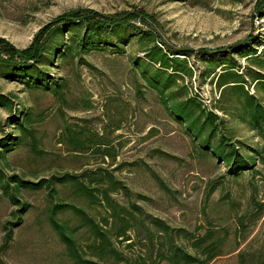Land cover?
Instances as JSON below:
<instances>
[{"label": "rangeland", "instance_id": "374dc122", "mask_svg": "<svg viewBox=\"0 0 264 264\" xmlns=\"http://www.w3.org/2000/svg\"><path fill=\"white\" fill-rule=\"evenodd\" d=\"M256 2L0 0V36L19 48L29 46L45 24L71 9L144 10L153 16L151 24L160 38L176 48L192 49L187 60L193 70L192 76L160 92L148 77L168 75L170 70L145 60L137 28L145 25L139 20L105 31L104 37L112 41L108 46L81 54L74 50L81 31L61 29L49 43L47 58L26 77L0 63V94L15 103L12 111L0 107V138L12 135L20 142L6 160L0 157V168L7 176L32 181L76 175L96 193L110 189V195L130 210L139 207L143 219L131 221L138 223V231H130L132 240L117 243L132 258L146 252L145 225L157 230L149 224L152 221L169 225L176 243L191 253L196 252L190 246L194 239L206 237L222 242V259L240 252L250 264L264 258V139L240 118L238 103L230 107L234 94L222 99L215 79L225 66L244 69L246 54L262 48L264 17H255ZM249 35L258 39L247 41L251 47L242 51L199 52L235 44ZM40 71L47 73L42 81ZM56 84L61 85L59 92ZM249 86L255 92L254 84ZM186 95L220 115L224 123L213 145L228 137L246 166L233 170L227 161L205 151L186 124L171 114L165 102L172 105ZM55 187L56 195L45 187L22 189L18 198L29 207L14 227L18 207L9 196H0V264H72L49 220L55 202L76 204L98 221L110 215L71 182ZM58 216L71 227L81 223L71 210ZM6 226L13 228L9 242ZM159 234L157 230V239ZM75 235L83 247L92 241L85 228Z\"/></svg>", "mask_w": 264, "mask_h": 264}, {"label": "trees", "instance_id": "16d2710c", "mask_svg": "<svg viewBox=\"0 0 264 264\" xmlns=\"http://www.w3.org/2000/svg\"><path fill=\"white\" fill-rule=\"evenodd\" d=\"M255 17H264V0H257L254 7ZM153 17L144 10H125L115 13H103L89 7H78L68 10L51 22L45 24L34 36L29 46L19 48L7 38L0 36V63L5 68H12L16 72L27 76V72L33 70L38 64L47 58V51L52 47L49 43L58 31L64 28L73 31H81V37L76 40L74 50L85 53L99 46H108L110 39L104 37V33L111 29H120L125 25L139 20L144 27H138L139 41L145 52V60L150 64H159L160 70L169 71L168 75L154 73L148 80L160 91L170 84H175L185 76H192L193 70L187 60L188 48H176L164 41L156 34V29L152 26L150 18ZM258 37L249 35L229 46L218 48H203L199 52L205 54H223L242 51L251 47L249 42H255ZM73 50V51H74ZM184 56V57H182ZM247 65L244 69L238 66H225L222 72L215 77L216 84L221 88V97L226 99L227 95L234 94L236 98L230 101L232 109L238 103L241 108L240 118L255 129L259 136L264 139V44L261 49H252L246 54ZM141 58V57H140ZM138 60H143L138 59ZM213 71L212 73H214ZM165 73V72H164ZM47 73L40 71L38 81H42ZM49 78V77H47ZM254 84L255 92L250 89V84ZM161 84V85H160ZM57 85V84H56ZM55 91H60L61 85H57ZM263 97V99L261 98ZM171 114L181 123L186 124L189 132L199 140L201 147L205 151H211L221 159L227 161L230 167L236 170L238 167L246 166L244 159L238 160L237 151L228 137H223L219 145H213V139L217 135L219 127L224 123L220 115L215 111H207L201 102L193 97L186 95L183 99H178L172 105L165 102ZM15 103L9 95L0 94V107L12 111ZM229 108L222 107L221 110L227 111ZM18 138L6 135L0 138V157L7 159L6 154L18 145ZM229 148V150H228ZM108 181H111L108 178ZM71 182L79 193L92 200L94 203L101 204L107 212L108 217H103L98 221L91 216L84 208L76 204L58 202L53 203L49 210V220L60 240L65 244L66 250L72 264H250L245 253L240 252L234 257L222 259V242H209L206 237L194 239L191 243L196 252H189L184 246L176 243L173 229L165 224L152 221L157 227L159 239L155 237L156 231L149 225L146 227L145 240L149 242L145 253H141L135 258L125 255L117 247V243L132 240L130 231H138V223L132 224L143 219L142 211L135 206V211L130 210L126 205L119 203L110 195V189H102L96 193V189L90 188L87 183L80 180L76 175H63L52 179H41L32 181L24 179L18 175L7 176L0 168V196L5 194L10 197L17 209V221L11 225L18 226L22 221L23 214L27 211L29 204L22 202L18 194L22 189L47 188L51 194L56 195V183ZM122 188L126 186L121 185ZM71 210L79 217L81 223L77 227H71L62 221L58 214ZM112 218V221H110ZM144 225V223H141ZM85 228L90 232L92 241L81 246L75 233ZM5 240L9 242L12 238L13 228L6 226ZM163 239V240H162ZM140 243L143 241L140 240ZM128 244H131L129 242ZM129 246V245H128ZM88 250V251H86ZM253 264H264V258L256 260Z\"/></svg>", "mask_w": 264, "mask_h": 264}]
</instances>
